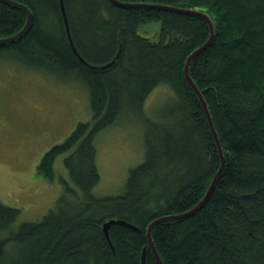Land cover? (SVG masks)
Here are the masks:
<instances>
[{
    "label": "trees",
    "instance_id": "1",
    "mask_svg": "<svg viewBox=\"0 0 264 264\" xmlns=\"http://www.w3.org/2000/svg\"><path fill=\"white\" fill-rule=\"evenodd\" d=\"M33 23L19 39L0 45V56L85 87L91 120L79 121L42 155L37 171L54 179L60 154L69 182L38 221H21L19 209L0 202V264H158L145 228L162 215L181 213L203 196L220 155L202 104L184 75L187 56L209 37L201 16L110 0H16ZM199 8L214 22L211 43L191 61L189 73L207 103L225 165L205 204L152 229L164 264H264V0H121ZM23 10L0 0V37L25 24ZM160 21L159 39L141 35ZM111 62V63H110ZM110 63V64H109ZM172 95L155 119L143 104L157 86ZM144 123L145 157L130 168L116 195L93 192L99 181L95 135L125 112ZM123 219L139 230L114 223ZM113 248L111 247V244Z\"/></svg>",
    "mask_w": 264,
    "mask_h": 264
},
{
    "label": "rangeland",
    "instance_id": "2",
    "mask_svg": "<svg viewBox=\"0 0 264 264\" xmlns=\"http://www.w3.org/2000/svg\"><path fill=\"white\" fill-rule=\"evenodd\" d=\"M160 21L143 24L138 32L159 39ZM172 93L165 85L154 88L142 114L155 119ZM91 120L85 87L77 79H63L48 71L0 56V202L19 209L21 221H38L55 206L69 182L63 157L54 162V179L37 171L44 152L61 142L79 121ZM144 123L125 111L114 124L94 137L99 181L97 195H116L124 189L130 168L145 157ZM5 232L0 231V238Z\"/></svg>",
    "mask_w": 264,
    "mask_h": 264
},
{
    "label": "water",
    "instance_id": "3",
    "mask_svg": "<svg viewBox=\"0 0 264 264\" xmlns=\"http://www.w3.org/2000/svg\"><path fill=\"white\" fill-rule=\"evenodd\" d=\"M3 1L8 3V4H10V5H12V6H15V7H18L20 9H22L24 11V13H25L26 21H25V24H24L23 28L20 31H18L17 33L12 34L10 36H6V37H0V45H4V44H7V43H10V42L15 41V40L19 39L20 37H22L28 31V29L31 27V25L33 23V18H34L33 17V13H32L31 9L28 6H26V5L22 4V3H19V2L15 1V0H3ZM110 1H112L116 5L123 6V7L146 6V7H154V8H160V9L174 10V11H179V12L189 13V14H196V15H199V16L203 17L209 24V30H210L209 37L207 38V40L203 44H201L200 46L196 47L194 50H192V52H190V54L187 56V58L185 60L183 71H184V75H185L186 80L188 81L190 86L193 88L194 92L196 93V95L198 96V98L200 99V101L202 103V106H203V109H204V113L206 115L207 121H208L209 126H210V130H211V132L213 134V137H214V140H215V143H216L219 155H220V165H219L217 171L215 172V174L213 175V177L211 178V180H210V182H209V184H208L203 196L200 198V200L196 204H194L191 208H189L188 210H186L184 212H181V213L166 214V215L159 216V217L151 220L148 223V225L146 226L145 232H146V237H147V240H148V246L151 249V252L153 253L157 263L158 264H164V262L162 261L160 255L158 254V252H157V250L155 248V245H154V242H153V239H152V229H153V227L156 224H158L159 222H162V221L171 220V219H179V218L186 217L188 215H191L195 211H197L199 208H201L205 204V202L207 201V199L210 196L211 192L213 191V189H214V187L216 185V182H217V180H218V178H219V176H220V174H221V172H222V170L224 168V165H225V158H224L222 146L220 144L218 133H217L215 127H214V124H213V121H212V116L210 114V111L208 109L206 101H205V99H204V97L202 95V92L196 86V84L194 83V81L192 80V78L190 77V74H189V66H190V63H191L192 59L198 53L203 51L211 43V41L213 40V37H214V22H213V19H212L211 15L208 12H206L204 10H201L199 8H178V7H173V6L165 5V4L148 3V2L131 3V2H124V1H121V0H110ZM59 2H60V7H61L62 14H63L64 24H65V28H66V32H67V35H68L70 46L76 52L74 43H73L72 38H71L69 22H68L66 10H65L64 2H63V0H59ZM114 223L122 224V225L130 227V228H132L133 230H136V231L139 230V228L136 225H134V224H132V223L126 221V220L114 219V218L109 219L108 221L104 222L103 225H102L103 233H104V235L106 236V238H107V240L109 242H111V241H110V237H109V234H108V227L111 224H114ZM111 247L113 248L112 244H111ZM145 257H146V246H144L142 248L141 264H146V258Z\"/></svg>",
    "mask_w": 264,
    "mask_h": 264
},
{
    "label": "bare ground",
    "instance_id": "4",
    "mask_svg": "<svg viewBox=\"0 0 264 264\" xmlns=\"http://www.w3.org/2000/svg\"><path fill=\"white\" fill-rule=\"evenodd\" d=\"M15 1H16V0H15ZM17 2H18V1H17ZM19 3H21V2H19ZM131 3H133V2H131ZM136 3H137V2H136ZM22 4H23V3H22ZM24 5H25V4H24ZM129 7H130V6H129ZM21 10H22V9H21ZM22 28H23V27H22ZM22 28H21V29H22ZM21 29H20V30H21ZM20 30H19V31H20ZM16 33H17V32H16ZM14 34H15V33H14ZM189 74H190V73H189ZM190 77H191V76H190ZM192 80H193V79H192ZM194 83H195V82H194ZM196 86H197V85H196ZM197 87H198V86H197ZM192 89H193V88H192ZM199 90H200V89H199ZM201 104H202V103H201ZM206 104H207V103H206ZM202 107H203V106H202ZM203 110H204V109H203Z\"/></svg>",
    "mask_w": 264,
    "mask_h": 264
}]
</instances>
